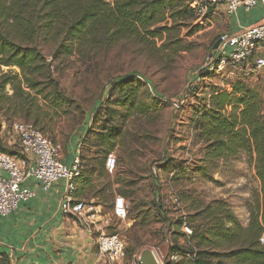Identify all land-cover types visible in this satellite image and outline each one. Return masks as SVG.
I'll return each mask as SVG.
<instances>
[{
  "label": "rangeland",
  "instance_id": "374dc122",
  "mask_svg": "<svg viewBox=\"0 0 264 264\" xmlns=\"http://www.w3.org/2000/svg\"><path fill=\"white\" fill-rule=\"evenodd\" d=\"M190 2L167 9V18L158 26L168 25L173 30L170 35L165 31L162 39L157 37V49L166 45L159 50L126 39L99 54L90 51L53 60L55 45L40 42L55 66L52 74L59 82L64 105L51 124L45 118L47 123L38 127L60 144L62 154L70 153L69 145L79 142L82 171L89 182L93 181L91 187L86 186V201L101 205L108 222L101 232H120L126 242V255L119 264H137L144 249L153 250L160 264L178 261L177 244H190L193 234L188 223L191 214L225 200L247 226L250 206L259 194L256 153L240 151L210 160L207 144L194 126L209 107L212 92L232 93L233 85L240 82L254 91V100L264 112V69L243 73L231 67L219 71L214 48L222 32L207 21L180 15ZM118 77L133 84L148 112L132 113L130 106L113 103L126 99L129 92L113 89ZM232 108L228 105L225 111ZM114 110H118L117 119L106 123ZM15 120L23 119L0 113V151L9 148L3 142L12 138ZM105 126L119 130L111 151L117 159L113 172L102 170L100 165L106 146H99L98 138L107 134ZM71 153L74 158L75 152ZM164 163L168 166L163 167ZM91 166L97 168L95 172L90 171ZM95 195L98 199L94 202ZM119 195L130 202L131 214L124 220L114 216V200ZM178 222H182L179 227ZM207 222L205 218L198 221L208 228ZM176 255L179 257L174 260Z\"/></svg>",
  "mask_w": 264,
  "mask_h": 264
},
{
  "label": "trees",
  "instance_id": "16d2710c",
  "mask_svg": "<svg viewBox=\"0 0 264 264\" xmlns=\"http://www.w3.org/2000/svg\"><path fill=\"white\" fill-rule=\"evenodd\" d=\"M184 1L0 0V113L32 121L37 126L47 123L45 118L51 124L61 113L62 91L52 74L55 66L40 46L41 41L55 45L53 60L90 51L99 54L126 39L157 49V37L162 39L165 31L170 35L173 30L168 25H158L167 18V9L179 8ZM178 13L198 20L191 6ZM164 47L163 44L157 50ZM129 83L124 77L115 80L113 89L129 92L126 99L113 103L130 106L132 113L148 112L142 108L138 90ZM233 87L232 93L212 92L209 107L197 118L194 130L207 144L206 155L210 160L240 151L256 153L260 188L250 206V221L244 226L225 200L205 206L189 217L188 223L193 228L190 244H177L175 252L181 257L167 264H264V112L260 102L254 100L257 97L254 91L241 82ZM231 104L232 111L227 113L225 110ZM117 116L118 110H114L106 123ZM104 130L107 134L98 138V145L106 146L100 162L102 170L106 169V159L119 137L116 126H105ZM1 151L9 152L4 147ZM162 166L167 167L168 163ZM96 169L91 166L90 171ZM80 177L89 181L83 171ZM203 216L208 228L198 223ZM0 264H11L7 254L0 253Z\"/></svg>",
  "mask_w": 264,
  "mask_h": 264
},
{
  "label": "built area",
  "instance_id": "2783aa9c",
  "mask_svg": "<svg viewBox=\"0 0 264 264\" xmlns=\"http://www.w3.org/2000/svg\"><path fill=\"white\" fill-rule=\"evenodd\" d=\"M261 2L264 0H194L191 6L198 15L197 22L203 23L210 21L212 8L222 6L231 15L240 7L250 11ZM214 50L217 55L215 65L219 71L231 67L243 73L264 69V23L243 28L236 33H223ZM12 128L25 156L0 151V170L6 174H0V221L15 212L22 203L37 196V192L27 185L30 179L38 182L43 193L49 192L61 180H66L67 193L61 203L63 215L80 219L92 215L94 206L76 199L77 181L82 175L79 146L72 164L67 165L61 159L60 144L47 137L34 122L15 120ZM116 162V156L111 152L105 162L106 170L113 172ZM130 213V202L123 196H116L114 216L124 220ZM97 247V258L105 263L119 264L126 255V242L120 232L110 234L100 231ZM178 257L176 255L173 259L177 260Z\"/></svg>",
  "mask_w": 264,
  "mask_h": 264
},
{
  "label": "crops",
  "instance_id": "0c3cea01",
  "mask_svg": "<svg viewBox=\"0 0 264 264\" xmlns=\"http://www.w3.org/2000/svg\"><path fill=\"white\" fill-rule=\"evenodd\" d=\"M211 27H218L223 33H236L243 28L264 23V2L250 11L240 7L229 15L224 7L210 11ZM7 151L24 157L18 140H4ZM78 143L69 145L70 153H61L62 161L70 165ZM0 174L6 175L0 170ZM80 179V178H79ZM78 179L76 199L86 201L87 184L92 182ZM84 180V181H83ZM27 185L37 192V196L22 203L19 208L0 221V253L8 255L11 264H104L97 258V240L102 228L108 222L104 219L98 199L92 196L95 211L84 219L66 217L61 212V203L67 193L66 180H61L49 192L43 193L40 185L30 179ZM87 202V201H86Z\"/></svg>",
  "mask_w": 264,
  "mask_h": 264
},
{
  "label": "water",
  "instance_id": "95a60500",
  "mask_svg": "<svg viewBox=\"0 0 264 264\" xmlns=\"http://www.w3.org/2000/svg\"><path fill=\"white\" fill-rule=\"evenodd\" d=\"M218 44H219V41L216 44L215 48L218 46ZM137 264H159V260L153 250L144 249L141 252V255L137 261Z\"/></svg>",
  "mask_w": 264,
  "mask_h": 264
}]
</instances>
